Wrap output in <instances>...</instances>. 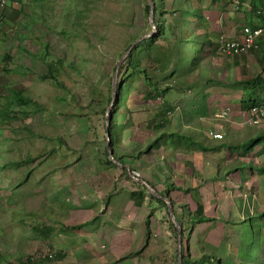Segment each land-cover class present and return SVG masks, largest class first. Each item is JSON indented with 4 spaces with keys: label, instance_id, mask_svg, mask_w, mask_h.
<instances>
[{
    "label": "rangeland",
    "instance_id": "rangeland-1",
    "mask_svg": "<svg viewBox=\"0 0 264 264\" xmlns=\"http://www.w3.org/2000/svg\"><path fill=\"white\" fill-rule=\"evenodd\" d=\"M240 1L233 3L232 15L222 10V31L241 37L250 8L244 12ZM145 5V0L0 1V264L26 258L43 264H177L178 239L187 264H216L215 258L220 264H264L263 176L242 184L237 175L238 164L249 161L264 170V142L245 157L240 149H225L264 137V101L256 124L240 104L241 82L264 66L258 61L264 44L260 38L258 50L243 56L218 54L219 40L207 33L210 43L200 38L202 2L164 0L156 16L164 35L149 53L158 59L156 68L146 65L147 53L140 54L154 85L145 86L135 73L125 76L126 56L118 72L128 96L122 97L119 118L110 121L117 63L138 38L158 33ZM182 38L186 70L178 57L163 71L161 55H169L171 44L183 48ZM48 67L52 77L45 78ZM154 89L163 95L149 99L147 94L157 95ZM109 125L117 137L113 159L121 157L123 165L108 159ZM171 130L188 131L193 141L198 137L216 152L199 153L187 142H174L175 152L160 147L157 138ZM215 133L222 139H213ZM155 139L157 150L145 151ZM132 177L173 203L178 231L166 204L151 199ZM167 184L175 186L168 196ZM136 192L145 195L139 205L130 198ZM196 203L213 220L196 222L191 216ZM236 207L239 213L229 218L228 208ZM218 218L222 225L213 222Z\"/></svg>",
    "mask_w": 264,
    "mask_h": 264
},
{
    "label": "trees",
    "instance_id": "trees-1",
    "mask_svg": "<svg viewBox=\"0 0 264 264\" xmlns=\"http://www.w3.org/2000/svg\"><path fill=\"white\" fill-rule=\"evenodd\" d=\"M163 1L164 0H152V2H153V20H154V23H155V26H156V30H157L158 33L153 35V36H151V37L144 38L141 41H139L136 44V46L134 48H132L131 52L127 55V57L125 59V64H124V68L126 70V72L124 73L125 76L127 77L128 75L135 73V74L139 75L141 77V79L144 80L145 86L147 85V87H152L154 85V83L151 81L150 77L147 75L148 74L147 70H150V69L148 67L147 68H144V67L142 68L141 67L142 57L140 56V54L143 53V52L147 53L146 65L150 66L151 68H156V65L154 63L158 62V59H156V58L152 59L150 57L149 53H152V46H153L154 42H157L158 39H160L164 35L163 27L159 24V22H158V20L156 18L157 13H161L162 12ZM5 2H6V0H5ZM145 3H146L145 11L147 12V14H149V11H150L149 1L145 0ZM255 9H256V3L254 2V0H251V10L252 11H256ZM163 11H165V10L163 9ZM189 13L191 15H194V17L197 16L195 11H193V10L190 11ZM257 15L259 17H262L260 12H258ZM257 27H260V28L264 29V24L261 25V26H256V27H251V28H257ZM263 33H264V30H263L262 34ZM262 34L256 40V47L257 48H255L254 50H251V51L258 50V48H259V42L258 41L260 40V38H261L260 42L262 44H264V39H263V37H261ZM141 37H143V36H141ZM200 38L202 39V41L210 43V41L206 40L205 37H203L202 35L200 36ZM191 39H194V37H191ZM239 40H235V41H239ZM181 42H182L183 48L177 49L174 44H171V46L169 48V55H167V56H166V54H162L161 55V58H162L161 60L164 63H166L165 65L162 66V70L163 71L168 67V65L174 66L173 63L176 62V59L178 57H180V65H181L183 71L186 70L185 66L187 65V62H185V60H184L185 46L186 45L183 43L184 42L183 38L181 39ZM214 51H217V47L216 46L214 47ZM249 52H247V53H249ZM243 55L244 54H234L233 57L243 56ZM258 61L260 63L264 62V58H263L262 55H261V58L258 59ZM189 64H190V67H194L195 64H196V61L194 60V62H193L191 60V61H189ZM51 69H52V67H48L47 68V74L48 75H45L46 76L45 78L52 77V73L49 72V70H51ZM172 71H174V67L172 68V70H170V72H172ZM262 73H264V66L260 67L259 73H257V75L254 78L246 79V80L241 82V85H242V89H241L242 96H241V98L242 99L240 101L241 102L240 104H241L242 107H244L243 110H242L243 112H248V111H251L253 108H260L261 107L260 106L261 105V101L263 100V96H261V94L264 93V75H262ZM122 74L123 73L118 72L119 82L117 83L116 88H115V98H112L113 99V103H112V106H111L112 109L109 112V116L111 117L112 120H115L114 116H116V117L118 116V118H119L120 107L123 104L122 97H124V99H126V97L128 96V86L124 85L126 83L124 81L125 79L123 78ZM60 86H62V85L60 84ZM155 91L157 92V95L153 94L151 96V95L147 94V97L149 99H155L156 97L162 96L163 92H164V91H160V90L159 91L155 90ZM16 97L19 98V101L29 102L28 98L25 99V100L21 99L19 94H17ZM112 99H111V101H112ZM111 101L109 102V104L111 103ZM195 107L198 110H200V111H204L203 107H201V108H198L197 106H195ZM167 114H169V113H167ZM111 119H110V121H111ZM112 128H113L112 125L111 126L109 125L108 131H109L110 140H111V142L109 143V147H110L111 150H112V139L113 138H115V139L117 138L115 136V134L112 132ZM167 132L162 133L161 137L157 138L159 143H160V147L163 146L164 139H166L168 137V138H172L173 142H175V143L176 142L177 143L178 142H181V143L187 142L188 144H191L192 146L197 147V150L205 151V152L207 150V149H203L202 148L203 145H202L201 141L200 142L197 141V140L193 141L187 134H184V133L178 132V131H174V132H171L169 134ZM166 133H167V135H166ZM261 133H264V132H261ZM253 138L254 139H252V138L248 139V141L246 139L245 141H243L240 144H235V146H237L238 148L237 147L233 148V146L229 147V151L240 149V150H238L239 151L238 154H240L241 156L245 157L248 154L249 151H252V148L254 146L261 145L264 142V137L262 136V134H257V137L254 136ZM158 141L156 142V139H155L146 148L145 151H147V150L151 151L152 149L157 150V148L159 147ZM213 150H216V149H213ZM115 160H117L118 163L123 165V162L121 161V157H115ZM108 163L111 164L110 161H108ZM237 168H238L239 171L241 170V166L239 164H238ZM242 168H244V169L247 168L248 169L247 166L242 167ZM263 171L264 170H262V172ZM123 172H125V173L127 172L125 168H124ZM171 188H175V186L173 184H167V189L164 192L167 196H168V192H169V190ZM190 190H193V189H190ZM190 190H184L183 192L185 194H187L188 192H190ZM144 197H145V195L140 193V192H136V193H133V194L130 195V198L134 199V202L137 205H139V203L143 202ZM150 198L155 200L158 204H162L163 206H165V203L162 200H160V199H158L156 197H153L151 195H150ZM171 204H172V207H173V203L172 202H171ZM261 215L262 214H257V217H260ZM191 216L194 217V219L197 217L195 219L196 222H203V221H211L212 220V219H209V218L204 216L203 205L201 203H196V211H195V213H192ZM78 228L79 227H76V229H78ZM249 230L251 231V227H249ZM181 252H182V264H187L186 263V257L183 255L182 248H181ZM215 261H216V264H220V261H218V259L215 258ZM241 262H245V261H240L237 264H241ZM21 264H43V263H42L41 260L33 261L32 259L26 258L25 262L21 263Z\"/></svg>",
    "mask_w": 264,
    "mask_h": 264
},
{
    "label": "crops",
    "instance_id": "crops-1",
    "mask_svg": "<svg viewBox=\"0 0 264 264\" xmlns=\"http://www.w3.org/2000/svg\"><path fill=\"white\" fill-rule=\"evenodd\" d=\"M220 1H223V3L221 4V2ZM240 1V0H239ZM257 0H254V2L256 3V11H252L251 10V0H245V3L244 2H242L241 3V1H240V4L242 5V7L241 8H243V11L244 12H249L248 11V9H245V7L246 6H249V8H250V13H249V15L250 16H248L247 14H244V23L245 24H247L249 27H256V26H261V25H263L264 24V0H259V2H256ZM200 2H202V7H201V15H202V17H203V19H204V22H202V24H203V26H202V30H204V33L202 34V36L203 37H205L206 38V36H205V34L207 33L208 35H207V37H208V39H210V40H213V39H217V41L220 39V37H226L227 39H230V40H239L240 39V36H238L235 32H232L233 30H231V32H232V34L231 33H226V32H223L222 31V29L224 28V22L222 23V16H223V14H222V10H224L225 12H226V16L227 15H232V12H231V10H233V12H234V9H236L235 8V6L233 5V1H232V4H231V1H229V0H215V2L214 3H212V0H200ZM230 2V3H229ZM5 4V3H4ZM232 5V6H231ZM260 6H262V8H259ZM242 12V11H241ZM258 12H260V14L262 15V17H259L258 15H257V13ZM207 13H211V14H214V15H216L217 16V18L215 19V21H213L212 19H209L208 17H207ZM225 16V19L227 18ZM218 21V22H217ZM213 22H217L216 23V25H212V23ZM262 30H264L263 28H261ZM223 34H229V37H227V36H225V35H223ZM216 35H217V38H215L216 37ZM236 38V39H235ZM207 39V38H206ZM0 40H1V37H0ZM215 46L217 47V42H215ZM3 55V54H2ZM262 101H264V99L262 100ZM176 131H178V130H176ZM171 132H174V130H171V131H168L167 133L169 134V133H171ZM178 132H182V133H184V134H190V133H188V131H178ZM167 133H166V135H167ZM192 135V134H191ZM194 135V134H193ZM220 135H222V134H220ZM194 136H196V135H194ZM197 137V136H196ZM199 138L197 137V141H199L200 142V140L201 139H199ZM248 139H250V138H248ZM248 139H247V141H248ZM202 141V140H201ZM164 144H163V146L164 145H169L170 146V148H172V150L175 152V151H179L178 150V147L176 146V144H174V142H173V139L172 138H166V139H164ZM242 143V142H241ZM240 144V143H239ZM235 145V144H234ZM257 146V145H256ZM202 148L203 149H207L206 150V152H213V151H215V150H213V147H206V148H204V146H202ZM224 149V148H223ZM225 149H227L226 151H228L229 150V147H226ZM181 152V151H180ZM198 152L199 153H205V151H200V150H198ZM216 152V151H215ZM175 156H180V155H182V153H180V154H174ZM167 163V162H166ZM232 165L230 164V167H231ZM245 166H247L248 167V169H244V168H242V167H245ZM195 169V168H194ZM247 170V171H246ZM262 170L263 169H260V167L259 166H253V165H251L250 164V161L248 162V163H242L241 164V170L240 171H238L237 172V175H238V178H239V180H240V182L243 184L244 182L243 181H246V182H248V181H250V180H256L257 178H258V175H259V177L260 176H263V181H264V174H263V172H262ZM232 171H230V173H231ZM247 172H250V176H249V174L247 173ZM233 173V172H232ZM246 173L248 174L247 176H246ZM258 173V174H257ZM212 178L213 177H211L210 178V181L213 183L214 181L212 180ZM223 178V177H222ZM221 180H223V179H221ZM200 189V188H199ZM198 189V190H199ZM220 210V209H219ZM206 211H207V209L203 206V213H204V216L206 217ZM227 211H232L233 213H228V216H231V217H229V218H233V215L236 213V212H238L239 213V211H238V207H236L235 209L234 208H231V209H229L228 208V210ZM220 214L222 215V211H220ZM235 216V215H234ZM208 218V217H207ZM212 219V218H211ZM220 219H222V220H224L223 218H222V216L220 217ZM219 218L218 219H216V220H214L213 222L215 223V224H217V223H219V224H221L222 225V221L220 220ZM213 220V219H212ZM225 221V220H224ZM150 230V229H149ZM126 233V232H125ZM125 233H124V235H125ZM125 236H129V235H125ZM128 258H130V257H122V258H120V261L121 260H127ZM135 258V257H134Z\"/></svg>",
    "mask_w": 264,
    "mask_h": 264
},
{
    "label": "built area",
    "instance_id": "built-area-1",
    "mask_svg": "<svg viewBox=\"0 0 264 264\" xmlns=\"http://www.w3.org/2000/svg\"><path fill=\"white\" fill-rule=\"evenodd\" d=\"M2 3L4 0H0ZM233 3L237 6L238 0H234ZM263 30L261 28H254L244 26L241 31V37L239 41H233L224 37H220L217 43V53L219 54H246L247 52L254 50L256 47V40L262 34ZM255 111V112H254ZM254 124H256L261 118V108H253L251 111L246 112L245 114L248 116ZM226 114V111L215 115V117L221 118ZM213 139L220 140L222 139V135L215 133L211 134ZM51 257V255H47Z\"/></svg>",
    "mask_w": 264,
    "mask_h": 264
},
{
    "label": "water",
    "instance_id": "water-1",
    "mask_svg": "<svg viewBox=\"0 0 264 264\" xmlns=\"http://www.w3.org/2000/svg\"><path fill=\"white\" fill-rule=\"evenodd\" d=\"M149 1V5H150V11H149V21H150V24H151V29L153 30L155 28V26L153 25V2L152 0H148ZM152 34V31L148 34V35H145L143 37H140L139 39H137L128 49L127 51L125 52V54L120 58L119 62L117 63L116 67H115V70H114V74H113V84L117 78V75H118V71H119V68H120V65L122 64V62L124 61L125 57L130 53V51L132 50V48L139 42L141 41L142 39L144 38H148L150 37ZM112 103H113V99L111 101V103L109 104L108 108H107V112H110L111 110V106H112ZM111 119V117H110ZM108 134V142L110 143L111 140L109 138V132H107ZM106 148H107V152H108V159L112 162V163H115L116 165H120L117 161H115L113 159V151L110 149L109 145L107 144L106 145ZM122 168H125L127 171H129V168L126 167V166H121ZM132 179H134L135 181H137L138 183H141L143 184L148 192L162 200L166 206H167V210H168V214H169V217H170V220L171 222L173 223V225L175 226V228L177 229V231L179 230V225L177 223V221L175 220L174 216H173V210H172V204L171 202L169 201V199L161 196L157 191H155V189H153L151 186H149L145 181L141 180V179H138L136 177H132ZM181 261H182V252H181V245H180V241L178 239V251H177V264H181Z\"/></svg>",
    "mask_w": 264,
    "mask_h": 264
},
{
    "label": "clouds",
    "instance_id": "clouds-1",
    "mask_svg": "<svg viewBox=\"0 0 264 264\" xmlns=\"http://www.w3.org/2000/svg\"><path fill=\"white\" fill-rule=\"evenodd\" d=\"M5 1V0H4ZM238 4H239V0H238ZM249 27V26H248ZM257 28H260V27H257ZM252 29H254V28H252ZM219 54V53H218Z\"/></svg>",
    "mask_w": 264,
    "mask_h": 264
},
{
    "label": "bare ground",
    "instance_id": "bare-ground-1",
    "mask_svg": "<svg viewBox=\"0 0 264 264\" xmlns=\"http://www.w3.org/2000/svg\"><path fill=\"white\" fill-rule=\"evenodd\" d=\"M156 28V27H155ZM131 52V51H130ZM112 109V108H111ZM249 117V116H248ZM182 263V262H181Z\"/></svg>",
    "mask_w": 264,
    "mask_h": 264
}]
</instances>
